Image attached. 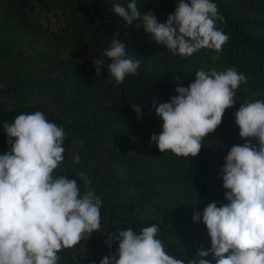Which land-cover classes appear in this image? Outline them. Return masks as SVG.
I'll return each instance as SVG.
<instances>
[{
	"label": "trees",
	"instance_id": "trees-1",
	"mask_svg": "<svg viewBox=\"0 0 264 264\" xmlns=\"http://www.w3.org/2000/svg\"><path fill=\"white\" fill-rule=\"evenodd\" d=\"M130 0H0V155L10 151L4 123L21 113L42 111L65 130L64 161L54 176L76 179L81 194L84 174L102 200L101 230L58 253L59 264H100L118 248L107 235L157 224L166 251L184 260L201 247L211 248L206 225L193 214L212 202L227 204L222 168L229 150L246 140L235 113L245 101L264 100V0H213L225 18L217 28L229 41L215 51L173 55L145 32L142 20L126 25L113 5ZM165 23L178 0H136ZM137 24L141 26L136 27ZM115 37L129 56L141 61L138 74L117 85L103 52ZM104 59L96 75L94 60ZM235 68L246 77L236 103L221 124L203 139L195 157L160 153L151 135L162 131L153 102H170L176 88L187 87L198 70ZM133 105L140 107V113ZM259 148V141L248 138ZM79 156V163L75 157ZM205 259L215 264L212 256Z\"/></svg>",
	"mask_w": 264,
	"mask_h": 264
},
{
	"label": "clouds",
	"instance_id": "clouds-1",
	"mask_svg": "<svg viewBox=\"0 0 264 264\" xmlns=\"http://www.w3.org/2000/svg\"><path fill=\"white\" fill-rule=\"evenodd\" d=\"M113 13L126 25L142 20L146 33L173 55L188 57L207 48L217 54L229 36L217 28L225 22L213 0H178L175 11L165 23H158L149 11L141 15L136 0L127 6L113 5ZM141 25L137 24L139 28ZM126 45L113 37L103 52L110 63L108 71L117 85L126 76L138 74L141 61L129 56ZM105 60L96 58V75L104 70ZM246 77L235 68L225 71L198 70L187 87L176 88L170 102H153L162 120V131L151 135L160 151L176 156L195 157L203 139L222 122L226 109L236 103V90ZM134 111L141 109L133 105ZM239 135L246 142L233 146L222 168L223 187L228 201L220 207L209 203L193 220L206 225L211 248L197 250L188 264H264V100L245 101L235 113ZM10 151L0 155V264H59L58 253L88 239L101 230L102 200L84 176L86 190L81 194L76 179L54 176L64 161L65 130L47 119L42 111L19 114L4 123ZM248 138L259 141V148ZM79 163V156L75 157ZM157 224L141 229H122L107 235L117 250L100 264H184L169 254L157 238ZM95 264V262H93Z\"/></svg>",
	"mask_w": 264,
	"mask_h": 264
}]
</instances>
